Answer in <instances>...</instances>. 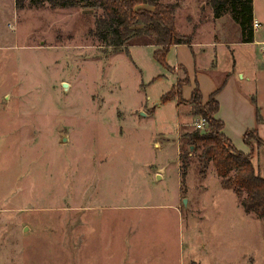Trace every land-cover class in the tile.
<instances>
[{"label":"rangeland","instance_id":"374dc122","mask_svg":"<svg viewBox=\"0 0 264 264\" xmlns=\"http://www.w3.org/2000/svg\"><path fill=\"white\" fill-rule=\"evenodd\" d=\"M159 1L176 4L175 26L196 44L213 29L229 42L255 73L264 117L260 44L240 43L211 0ZM100 15L0 0V264H264V218L244 212L194 146L181 190L183 134L201 115L184 102L148 114L172 78H156L164 67L148 47L103 44Z\"/></svg>","mask_w":264,"mask_h":264},{"label":"trees","instance_id":"16d2710c","mask_svg":"<svg viewBox=\"0 0 264 264\" xmlns=\"http://www.w3.org/2000/svg\"><path fill=\"white\" fill-rule=\"evenodd\" d=\"M253 0H211L214 17L230 11L231 20L238 26L239 40L242 43L253 41L254 28ZM33 6L48 3L52 8H95L101 15L95 21V35L107 46L122 48L123 46H154L152 58L166 70L170 67L166 54L176 44H191L190 36L178 32L174 21L175 3H162L159 0H30ZM172 69V68H171ZM189 83L187 75L177 79L170 90L160 96V102L176 100L191 104L196 114L206 121L203 131L195 129L183 134L188 149L179 150L181 190L185 186V177L190 146L201 149L203 166L211 163L216 175L226 188L240 198L245 213L264 218V178H262L251 158L258 147L264 146V140L251 128L243 132L242 140L249 152L244 153L234 147L230 138L222 132L223 121L215 114L219 109L216 100L218 90L211 93L202 103L200 89L194 80L190 97L185 100L182 87ZM254 141V144L251 142Z\"/></svg>","mask_w":264,"mask_h":264},{"label":"crops","instance_id":"0c3cea01","mask_svg":"<svg viewBox=\"0 0 264 264\" xmlns=\"http://www.w3.org/2000/svg\"><path fill=\"white\" fill-rule=\"evenodd\" d=\"M254 3L255 0L252 2L253 19L260 24V27L254 30L253 41L249 43H257L259 45L264 42V39H257L258 31L264 29V16L259 14L257 17L255 15ZM212 33V39L199 44L191 41L190 45L176 44L171 46L166 54V60L168 66L172 68V70L169 72L164 68V73H160L156 78L159 76H168L170 79L172 78V86L177 79H183L185 75H187L189 83L182 87V96L185 100L190 97L194 86V80L197 81L198 88L200 89L202 102H205L211 93L218 90L215 97L219 104V109L215 117L223 121L222 132L231 140L232 136L229 132L237 131L238 142L234 143L232 140L231 141L234 143L233 145L235 148L244 153H248V147L242 140L244 131L254 128L257 134L264 140V117L262 112L259 114V109L261 108L258 107L257 102L258 88L253 84V82H256L255 73L247 69V64L239 59L234 49L230 48L229 42L215 39V36L219 34L218 30L213 29ZM238 41L240 42L239 39ZM139 46L133 47L136 48ZM145 47L150 49L152 57V53L155 49L154 46L147 45ZM218 48H224L227 51V53L223 54V56L226 54L228 58L225 64L219 63V61H221V55L218 53ZM262 58L264 57L262 56ZM257 69L260 68L257 67ZM261 69H264V63ZM221 76H224V78L221 79ZM154 80L155 77L150 80L149 83H152ZM168 102H173L176 108L180 109V106L176 104L175 100L165 103ZM159 104L162 103L156 99L155 102H153V105H155L152 107L153 110L148 112V114L152 113ZM142 107L148 108L146 105H142ZM149 108L152 109L151 107ZM142 113L147 114L145 112ZM256 154L258 158L261 154H263L264 157V146L258 147L254 155ZM257 165L258 168L254 166L255 169L259 175L264 178V161L262 164L263 167L259 162ZM158 168L155 169L158 170ZM160 169L163 171L162 168ZM158 176V174H154V177L158 178Z\"/></svg>","mask_w":264,"mask_h":264},{"label":"built area","instance_id":"2783aa9c","mask_svg":"<svg viewBox=\"0 0 264 264\" xmlns=\"http://www.w3.org/2000/svg\"><path fill=\"white\" fill-rule=\"evenodd\" d=\"M252 24L254 30L260 27V24L255 19L252 20ZM260 54L264 57V42L260 44ZM205 127H206V121L203 120L202 118H199L195 121L196 129L204 130Z\"/></svg>","mask_w":264,"mask_h":264},{"label":"water","instance_id":"95a60500","mask_svg":"<svg viewBox=\"0 0 264 264\" xmlns=\"http://www.w3.org/2000/svg\"><path fill=\"white\" fill-rule=\"evenodd\" d=\"M62 86L65 88L67 86V84L63 83ZM184 203H186V199H184Z\"/></svg>","mask_w":264,"mask_h":264},{"label":"bare ground","instance_id":"6f19581e","mask_svg":"<svg viewBox=\"0 0 264 264\" xmlns=\"http://www.w3.org/2000/svg\"><path fill=\"white\" fill-rule=\"evenodd\" d=\"M69 88V85L67 84V86L65 87V89H68Z\"/></svg>","mask_w":264,"mask_h":264}]
</instances>
